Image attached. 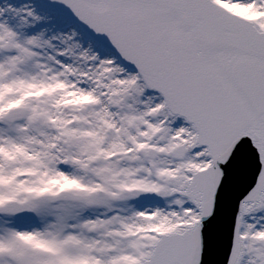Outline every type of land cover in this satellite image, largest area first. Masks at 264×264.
Returning a JSON list of instances; mask_svg holds the SVG:
<instances>
[{
    "label": "snow or ice",
    "instance_id": "1",
    "mask_svg": "<svg viewBox=\"0 0 264 264\" xmlns=\"http://www.w3.org/2000/svg\"><path fill=\"white\" fill-rule=\"evenodd\" d=\"M0 264H264V0H0Z\"/></svg>",
    "mask_w": 264,
    "mask_h": 264
}]
</instances>
